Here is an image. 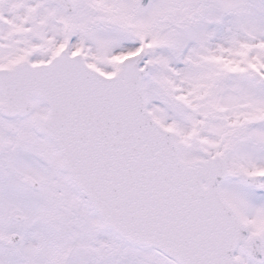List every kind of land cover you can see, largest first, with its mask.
<instances>
[{"label": "snow or ice", "instance_id": "snow-or-ice-1", "mask_svg": "<svg viewBox=\"0 0 264 264\" xmlns=\"http://www.w3.org/2000/svg\"><path fill=\"white\" fill-rule=\"evenodd\" d=\"M0 264H264V0H0Z\"/></svg>", "mask_w": 264, "mask_h": 264}]
</instances>
